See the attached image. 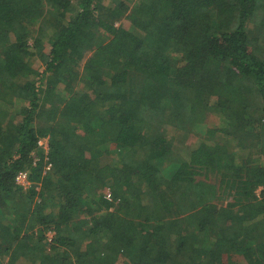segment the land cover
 Masks as SVG:
<instances>
[{
    "label": "trees",
    "instance_id": "trees-1",
    "mask_svg": "<svg viewBox=\"0 0 264 264\" xmlns=\"http://www.w3.org/2000/svg\"><path fill=\"white\" fill-rule=\"evenodd\" d=\"M0 264H264V0H0Z\"/></svg>",
    "mask_w": 264,
    "mask_h": 264
},
{
    "label": "built area",
    "instance_id": "built-area-1",
    "mask_svg": "<svg viewBox=\"0 0 264 264\" xmlns=\"http://www.w3.org/2000/svg\"><path fill=\"white\" fill-rule=\"evenodd\" d=\"M41 139H40V144H43V145H45V147H47V138L43 137V139L42 140ZM18 181L22 185H25V186L30 185L29 176L27 175V173H21L19 175V177H18ZM107 196H108V198H111L110 197V193H108ZM47 235H48V239L49 240H52L53 239V236H54V232L53 231H49Z\"/></svg>",
    "mask_w": 264,
    "mask_h": 264
},
{
    "label": "rangeland",
    "instance_id": "rangeland-1",
    "mask_svg": "<svg viewBox=\"0 0 264 264\" xmlns=\"http://www.w3.org/2000/svg\"><path fill=\"white\" fill-rule=\"evenodd\" d=\"M117 23H123L124 24V26L126 27V28H129L130 27V22H128L127 20H125V17H124V15L123 16H120V20L117 22ZM43 139V138H42ZM41 139V140H42ZM195 138H192L191 140H190V143L189 144H191V143H194L195 142ZM182 151V150H181Z\"/></svg>",
    "mask_w": 264,
    "mask_h": 264
}]
</instances>
